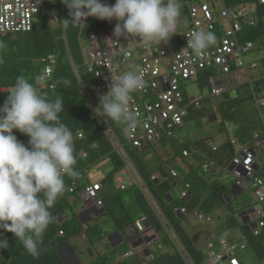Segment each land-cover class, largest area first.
Segmentation results:
<instances>
[{
    "label": "trees",
    "instance_id": "16d2710c",
    "mask_svg": "<svg viewBox=\"0 0 264 264\" xmlns=\"http://www.w3.org/2000/svg\"><path fill=\"white\" fill-rule=\"evenodd\" d=\"M183 1L186 6H182L181 11L186 17L189 4L200 0ZM223 2L228 8L250 7L249 14H253L256 25L245 27L239 37L242 42L254 45L252 52L263 53V73L251 82L248 72L255 70L257 65L248 67V79L238 87L233 86L238 92L235 97L225 99L214 110L203 109L204 99L198 110L189 109L185 124L197 119L215 118L218 114L223 124L234 127L232 135L217 146L209 143V138L179 142L174 136L169 142L162 143L163 151L160 153L153 151L141 157L150 147L135 150L126 143L119 124L99 115L102 111L99 109L101 95L95 91L98 81L87 73L81 49L83 40L89 34L104 29L106 21L89 17L84 28L72 25L65 28L62 21L69 19V14L65 12V5L60 8L57 4L43 9L30 32L0 37L8 45L3 53L4 63L0 65V106L7 99L17 76H43L45 64L42 60L49 56L55 58L52 76L46 80L41 93L50 100L57 97L64 100L61 119L73 132L77 158L75 167L80 173L76 178L64 177L67 191L50 209L55 220L43 236L41 254L36 257L28 254L14 234L0 230V235L9 243L7 249L0 250V264H65L59 252L66 247L70 248L79 264H207V253L204 254L193 244L181 226L183 219L195 210L209 218L217 210L223 211L228 232L239 228V240L246 245L248 243L260 257L259 252H264V234L252 236L236 219L242 210L237 198L249 190L232 195V189L236 190V181L224 179L222 170L236 156L239 148L250 146L254 136H261L264 131V120L261 118L264 110H258L254 104V97L264 92V4L261 0ZM59 9L61 15L56 13ZM47 14L57 15L59 23L51 25L46 19ZM213 74L212 70L202 71L196 82L201 87L209 86L208 78ZM62 78L71 80V85L61 83ZM243 90L245 92L240 94L239 91ZM14 135L25 145L28 144L27 136L18 131H14ZM114 138L123 147L128 161L116 150ZM184 152L188 153L187 157ZM105 160L111 166L106 177L101 182L90 180V172ZM154 160L156 164L151 163ZM177 161L180 163L176 164ZM166 162L171 163L170 166ZM129 165L135 171L137 180L125 190L117 191L114 176L125 171ZM204 165H208V170L203 168ZM171 170L177 172V178L171 177ZM260 173L263 177H259ZM255 177L264 181V157ZM96 184L101 186L98 199L102 211L97 217L92 215L89 220L82 221L77 214L84 209L81 192L85 187ZM185 185L189 188L182 197ZM182 209L185 214H178ZM141 222L144 230L139 235L152 233L156 240L143 248L134 246V249L132 244L139 236L128 241L127 231ZM115 233L121 237L117 246L110 241ZM78 238L85 241V249L81 252H77ZM99 246L103 247V253L97 252Z\"/></svg>",
    "mask_w": 264,
    "mask_h": 264
},
{
    "label": "built area",
    "instance_id": "2783aa9c",
    "mask_svg": "<svg viewBox=\"0 0 264 264\" xmlns=\"http://www.w3.org/2000/svg\"><path fill=\"white\" fill-rule=\"evenodd\" d=\"M59 4L62 0H0V37L9 34L30 32L43 9ZM264 4V0H261ZM250 13L249 6L228 8L223 0H200L189 4L187 16L178 25V32L168 42L156 45L135 38L133 42L123 37L114 36V28L102 29L86 37L90 46H83L81 54L88 74L93 76L98 84L95 91L105 95L111 80L128 70L129 65H135L146 81L145 87L132 93L130 110L138 114V127L127 131L125 141L135 150L150 147L155 143L169 141L176 133L185 128V119L189 109L198 110L202 99L188 96L182 90V83L196 80L202 71L212 70L208 78L211 96H220L240 83L246 77L248 64L245 58L251 54L254 45L242 42L239 34L245 27H254L256 20ZM46 19L51 25L59 23L55 14H47ZM205 30L215 33V45L206 49L201 56L189 55L183 52L187 47V39L191 32ZM127 46V48H126ZM126 51L131 52L126 56ZM45 64L43 76L49 80L52 76L55 58L49 56L42 60ZM258 110L264 109V92L254 97ZM264 120V113L261 114ZM116 150L125 161H128L123 147L113 140ZM234 144V143H233ZM212 150L216 148L212 146ZM185 157L188 156L184 152ZM264 157V131L261 136H254L250 146L239 148L236 156L222 170L223 178L234 179L237 192L249 190L252 193L253 206L245 215L244 229L252 236L264 234V181L255 177L260 170L261 158ZM208 170V165H204ZM172 178H177L176 171L171 170ZM137 180V175L129 165L125 171L114 176L115 189L125 190ZM99 185H89L81 192L84 211L93 213L102 210L98 199ZM189 186L185 185L181 196L184 197ZM184 215V209L177 212ZM199 223H210L211 218L199 211L192 214ZM142 223V222H141ZM141 229V227H139ZM62 235V233H60ZM149 245V244H148ZM218 251H207V264H240L237 255L246 250L244 241L237 238L229 242L224 238L217 241Z\"/></svg>",
    "mask_w": 264,
    "mask_h": 264
},
{
    "label": "clouds",
    "instance_id": "9594fccd",
    "mask_svg": "<svg viewBox=\"0 0 264 264\" xmlns=\"http://www.w3.org/2000/svg\"><path fill=\"white\" fill-rule=\"evenodd\" d=\"M62 3L69 14V19L62 21L65 28L69 25L84 28L89 17L117 21L114 43L121 37L133 42L166 43L177 34L182 15L181 0H115L114 5L107 0H62ZM137 37L139 41L135 40ZM216 40L212 31H194L181 51L191 50L189 55L201 56ZM7 48L0 40V65ZM124 54L130 56L131 52ZM60 82L65 86L72 83L67 78ZM45 83L44 76H17L0 106V230L14 234L34 257L41 254L43 236L55 220L50 209L67 191L64 177L80 175L75 167L73 132L61 119L64 100L60 97L50 100L42 95ZM145 84L135 65H129L127 71L111 80L107 93L100 96L99 115L131 132L140 123L138 114L129 107L132 93L142 90ZM14 131L27 136L28 144L19 141ZM134 228L139 237L133 244L144 242L148 236L139 235L144 230L143 224L137 223ZM8 247V240L0 235V250Z\"/></svg>",
    "mask_w": 264,
    "mask_h": 264
},
{
    "label": "rangeland",
    "instance_id": "374dc122",
    "mask_svg": "<svg viewBox=\"0 0 264 264\" xmlns=\"http://www.w3.org/2000/svg\"><path fill=\"white\" fill-rule=\"evenodd\" d=\"M58 3H59V0H58ZM107 3L109 5H114L115 0H107ZM181 4L182 6H186L183 0H181ZM65 12L68 14V9L66 6H65ZM56 13L59 15L62 14L60 9ZM181 17L184 19L185 14L181 15ZM36 23L37 21L35 22V24ZM116 23L117 21L115 20H112L111 22L106 21L105 28L110 29L112 27H115ZM83 45L85 47H89L90 43L88 40L84 39ZM262 59H263V53H257L256 51L252 52L250 55H248L245 58L248 64H250L251 62H256V65H257L255 70H250L248 72L249 79L251 82H254L255 80L259 79L260 74L263 73L262 67H261ZM247 79L248 77L241 78L240 83L237 82L238 83L237 87L243 84ZM182 90L190 97H193L195 99L206 100L205 101L206 103L204 102L202 103L204 110H214L216 106L220 104L221 102H223L225 99L233 98L238 93L236 92V90H234V88H231L228 94H222L220 96H211L210 87L209 86L201 87L199 83L196 82V80L194 79L182 83ZM244 92L245 90L239 91L240 94H243ZM233 129L234 127L232 125L223 124L221 121L220 115L217 114L215 115V118L212 116L209 118L207 117V118L197 119L194 121L187 122L185 125V128L181 130L180 132L176 133V139L179 142H184L186 140L195 141L199 139L209 138L208 139L209 143L217 146V145H220L222 142H225L232 135ZM120 130L122 131V135L126 138L127 131L125 130V128L120 125ZM167 142L169 141H164V143H167ZM162 143H155L151 145L150 148H148V150L141 155V157H145L146 154H152L153 151H155V153H160L161 151H163ZM151 163L156 164V161L155 160L151 161ZM179 163L180 161L176 162V164H179ZM170 164L171 163L166 162L167 166H170ZM110 169H111L110 162L108 160H105L93 168V170L89 174V178L90 180H93L95 182H101L106 177ZM262 175L263 173H260L259 177H263ZM237 202L240 208H242L239 214L244 211H248L253 206L252 193L250 191L243 193L240 197L237 198ZM76 208L78 209L79 206H77ZM101 211L102 210H99L94 213L92 211H87L85 214L83 213L84 215H82V213L81 215L83 216V218H86L87 214L91 216L94 214H99ZM239 214L236 215V219L239 224H242L241 219H239L238 217ZM211 218H212V221L210 223H199L193 215H190V216H187L185 219H183L182 224H181L185 232L189 235L193 244L199 250H202L204 254L206 253V250H211L212 253H215L216 251H218L217 241L220 238H225L226 240H229V241L236 240L239 236V231H240L239 228H236L231 233L228 232L225 222H224L223 211L221 210H217L215 213H213L211 215ZM137 236H138V233H136L134 229L127 231L128 238L132 239ZM147 236L149 238L153 237L152 241L156 240V237L152 233L147 234ZM115 241L116 240H114V242ZM84 242L85 241L83 238H78V240L76 241L77 252H81L85 249ZM148 243L142 242L140 245L138 243L136 244L137 246L135 247L137 249H139L140 247L143 248V246H145V244L147 245ZM246 247L248 248L245 252L239 253L237 255L241 264H264V252L262 251L259 252V255L261 257L260 258L258 254L255 253L253 249L248 246V243ZM97 252L103 253L104 252L103 247L102 246L97 247ZM61 258L65 264H71L72 261L70 260H73V259L75 261V264L80 263L76 259V256L72 255V253H70L68 250H64L61 253Z\"/></svg>",
    "mask_w": 264,
    "mask_h": 264
},
{
    "label": "water",
    "instance_id": "95a60500",
    "mask_svg": "<svg viewBox=\"0 0 264 264\" xmlns=\"http://www.w3.org/2000/svg\"><path fill=\"white\" fill-rule=\"evenodd\" d=\"M237 191L234 189H232V191H231V194L232 195H234L235 193H236ZM242 193V192H241ZM241 193H238V195H240ZM245 215H246V213L245 212H242V213H240L239 214V219H241V222L242 223H244V219H245ZM137 227V226H136ZM136 231H137V228H134ZM138 232V231H137ZM113 236H119L117 233H115ZM119 239H121V237H118ZM128 241L130 240L129 238H126ZM152 239H153V237L152 238H149V237H147V238H144V242L145 243H148V242H150V241H152ZM139 243V245L142 243L141 241L140 242H138ZM138 243H134L133 244V247L134 246H137L136 244H138ZM64 250H68L70 253H71V251H70V248L69 247H66L65 249H62L59 253H62Z\"/></svg>",
    "mask_w": 264,
    "mask_h": 264
},
{
    "label": "crops",
    "instance_id": "0c3cea01",
    "mask_svg": "<svg viewBox=\"0 0 264 264\" xmlns=\"http://www.w3.org/2000/svg\"><path fill=\"white\" fill-rule=\"evenodd\" d=\"M81 213H82V215H84L86 212L82 209V210H79V212H77V214L79 215V218H80V220H82V221H86V220H89L90 219V217L92 216H90V215H86V218H83V216L81 215ZM84 213V214H83ZM94 216H98V214H94ZM113 237V236H112ZM116 237V241L114 242V240H112L111 238H110V241H111V244L113 245V246H117V245H119L120 244V240H119V238L117 237V236H115ZM130 239V238H129ZM246 250H247V248H246ZM245 250V251H246ZM207 251H210L211 252V250H206V252ZM244 251V252H245ZM243 253V252H242ZM240 264H241V262H240Z\"/></svg>",
    "mask_w": 264,
    "mask_h": 264
},
{
    "label": "flooded vegetation",
    "instance_id": "af4514ba",
    "mask_svg": "<svg viewBox=\"0 0 264 264\" xmlns=\"http://www.w3.org/2000/svg\"><path fill=\"white\" fill-rule=\"evenodd\" d=\"M113 237H114V238H112V237H111V238L115 240V239H116V237H115V236H113ZM69 259H70V258H69ZM70 261H72V262H71V264H75V261H74V259H73V260H70ZM76 263H77V262H76Z\"/></svg>",
    "mask_w": 264,
    "mask_h": 264
},
{
    "label": "bare ground",
    "instance_id": "6f19581e",
    "mask_svg": "<svg viewBox=\"0 0 264 264\" xmlns=\"http://www.w3.org/2000/svg\"><path fill=\"white\" fill-rule=\"evenodd\" d=\"M187 16V15H186Z\"/></svg>",
    "mask_w": 264,
    "mask_h": 264
}]
</instances>
